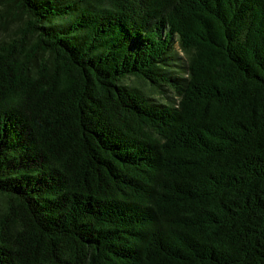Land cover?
I'll list each match as a JSON object with an SVG mask.
<instances>
[{
	"label": "trees",
	"instance_id": "obj_1",
	"mask_svg": "<svg viewBox=\"0 0 264 264\" xmlns=\"http://www.w3.org/2000/svg\"><path fill=\"white\" fill-rule=\"evenodd\" d=\"M0 33V264H264V0H0Z\"/></svg>",
	"mask_w": 264,
	"mask_h": 264
},
{
	"label": "rangeland",
	"instance_id": "obj_2",
	"mask_svg": "<svg viewBox=\"0 0 264 264\" xmlns=\"http://www.w3.org/2000/svg\"><path fill=\"white\" fill-rule=\"evenodd\" d=\"M3 35L0 33V37H2ZM129 81V80H127ZM151 92V93H149ZM148 95L151 96L153 99H157L160 101H166L167 100V96H172V92L171 91H167L164 93H158V92H153V91H149Z\"/></svg>",
	"mask_w": 264,
	"mask_h": 264
}]
</instances>
